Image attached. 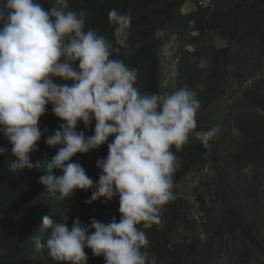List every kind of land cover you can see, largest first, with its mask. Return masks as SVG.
<instances>
[{
	"label": "trees",
	"instance_id": "16d2710c",
	"mask_svg": "<svg viewBox=\"0 0 264 264\" xmlns=\"http://www.w3.org/2000/svg\"><path fill=\"white\" fill-rule=\"evenodd\" d=\"M187 1L195 8L183 13ZM39 2L49 9L54 0ZM207 4L69 0V9L86 10L85 30L94 29L109 40H114L109 10L130 12L128 47L113 57L138 70L141 93L164 95L187 86L200 102L188 143L179 151L172 149L178 157L176 198L164 207L161 224L145 230L149 257L154 256L156 264H264V0ZM158 29L164 32L161 38L155 35ZM215 39L225 45L218 47ZM60 123L48 105L40 119L42 133H54ZM94 124L85 129L78 123L77 131L91 136ZM217 125L216 141L204 147L197 134ZM110 142L72 158L94 184L100 175L96 161L107 156ZM8 147L0 135V148ZM55 153L42 135L30 159L49 162ZM13 159L10 151L0 155V264H55L46 251L35 250L31 236L46 238V230L38 232L42 218L53 215L59 222L63 202L45 194L39 183L43 168L11 172ZM187 177H199L197 185L188 186ZM90 198L91 190L77 191L64 202L69 229L76 218L84 225L93 218L110 222L115 217L119 222L118 197L107 204L86 203ZM74 206L77 211L71 210ZM85 252L87 264H105L102 256Z\"/></svg>",
	"mask_w": 264,
	"mask_h": 264
},
{
	"label": "clouds",
	"instance_id": "9594fccd",
	"mask_svg": "<svg viewBox=\"0 0 264 264\" xmlns=\"http://www.w3.org/2000/svg\"><path fill=\"white\" fill-rule=\"evenodd\" d=\"M86 10L69 9V0H54L45 9L39 0H3L0 4V135L14 159L11 172L44 169L39 183L45 194L63 202L59 222L45 215L33 235L36 251L55 264H87L85 249L105 264H156L146 249L145 230L161 224L164 207L175 200L174 177L179 151L196 128L200 102L187 86L170 93H141L138 70L113 57L128 47L131 13L108 12L114 40L85 30ZM156 37L164 36L157 30ZM64 81L57 83L56 81ZM51 105L61 121L58 130L41 131L40 119ZM95 122L93 134L77 131ZM219 126L198 133L204 142ZM42 135L56 153L49 162L30 159ZM107 143V156L96 161L98 182L87 175L77 154ZM71 161V162H70ZM91 190L86 203L119 198V222L76 218L69 229L66 200Z\"/></svg>",
	"mask_w": 264,
	"mask_h": 264
},
{
	"label": "rangeland",
	"instance_id": "374dc122",
	"mask_svg": "<svg viewBox=\"0 0 264 264\" xmlns=\"http://www.w3.org/2000/svg\"><path fill=\"white\" fill-rule=\"evenodd\" d=\"M201 2L203 3V5H205V3L208 2V0L207 1L206 0H201ZM194 8H195V5L191 1H187L183 5L181 10H182L183 13H187V12H190V11L194 10ZM215 42H216L218 47H223L225 45V43L221 42L219 39H215ZM167 53H168V50L166 51V54ZM166 82H168V77L164 80L163 84L166 85ZM249 84H250V82H248L245 86H248ZM229 105H230V101H227L226 102V106L228 107ZM198 181H199V177H195L194 179H191L190 177H187V179H186V182H187L188 186H191V187L197 185ZM71 210L77 211V207L74 206Z\"/></svg>",
	"mask_w": 264,
	"mask_h": 264
},
{
	"label": "built area",
	"instance_id": "2783aa9c",
	"mask_svg": "<svg viewBox=\"0 0 264 264\" xmlns=\"http://www.w3.org/2000/svg\"><path fill=\"white\" fill-rule=\"evenodd\" d=\"M206 1H207V0H206ZM204 3H205V2H204ZM207 3H208V2H207ZM207 3H205V5H203V3L201 2V0H198V5H199L200 7H205V6H207V5H208ZM202 132H205V131H202ZM202 132H199V133H202ZM197 138L201 141L202 145H203L204 147H206V148H209L210 145H211V143H213V142L216 141L215 138H212V139L209 140L208 142H204L203 139H202V137H201L200 135H198V134H197Z\"/></svg>",
	"mask_w": 264,
	"mask_h": 264
}]
</instances>
